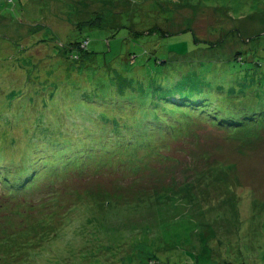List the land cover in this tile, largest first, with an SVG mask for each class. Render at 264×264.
<instances>
[{"label": "rangeland", "instance_id": "obj_1", "mask_svg": "<svg viewBox=\"0 0 264 264\" xmlns=\"http://www.w3.org/2000/svg\"><path fill=\"white\" fill-rule=\"evenodd\" d=\"M263 31L264 0H0L1 171L166 121L153 156L107 153L13 193L0 175V264H264V119L219 128L168 104L264 109Z\"/></svg>", "mask_w": 264, "mask_h": 264}, {"label": "trees", "instance_id": "obj_2", "mask_svg": "<svg viewBox=\"0 0 264 264\" xmlns=\"http://www.w3.org/2000/svg\"><path fill=\"white\" fill-rule=\"evenodd\" d=\"M103 19L104 17H101L100 14H93L91 18L88 20H85L84 23H88L93 26H103ZM264 35V31L262 33H258L257 37H262ZM78 51H81L82 55H86L89 52H87V46L89 44V40L86 38L82 40L81 42H74L73 43ZM71 44V45H73ZM79 55H76V57H73V59H78ZM232 59L234 61H241V52L237 51L234 53ZM252 63L255 66H258L259 64L257 62ZM260 79L264 80V72L259 75ZM170 106H179L178 109L182 110L184 112L192 111V110H200V114L202 113L203 118L205 120L210 119L211 123L213 125L218 126L219 128H234L239 127L243 125L246 121H251L252 117L258 116L259 120L264 119V109H253L252 106H244L245 102L242 106H239L235 103H232L228 106H222L219 107L217 105L212 104L210 101H208L205 98H195V99H189V98H176L172 99L168 102ZM232 108H235L236 112L232 110ZM205 113V114H204ZM244 113L245 117L242 121L239 120V117L241 114ZM254 113H257L255 115ZM254 114V116H252ZM252 116V117H251ZM257 118V117H256ZM163 120V119H162ZM160 120L155 121H146L140 120L138 118H132L130 119L126 124L125 127L122 128V131L114 133L113 131H110L108 133H101V134H93L92 136L96 138H102L99 141H94L93 137L87 140V143L85 144H79L76 147H70L61 145V143H57L53 146V150H45L43 151V156L41 154V157H38L37 159L32 160L31 158L23 159L22 168H18L16 172H10L11 170L6 166L5 171H1V168L3 167L1 164V157L4 155V151H9L8 148L6 149H0V175L2 177L1 184L11 187L10 189L13 192L21 191L22 189L29 190L31 187L35 184V182L42 177L43 173H47V175H57V173L64 174L65 170L74 171V169L79 170L78 167L81 165H84L83 163L95 158L98 156L99 160L100 158L109 153L110 156L113 158H117L118 160H122V157H132L133 159H136L137 152L142 149L145 152V156L149 155H155L156 151L155 144H153L154 136H152V133L154 132L158 136L160 135V129L162 127H165V122L159 123ZM209 121V120H208ZM229 121H233L234 123H239L238 125H232L227 126L226 124H229ZM150 127V128H149ZM163 132V131H162ZM53 135V134H50ZM180 133L175 134L173 137L180 136ZM116 136H119L122 138L120 141L116 140ZM92 139V140H91ZM113 139V143L106 144L108 140ZM165 139V138H164ZM162 139V140H164ZM120 142L119 145L117 143ZM100 145L105 146L106 150H103L100 148ZM121 146V147H120ZM44 148V147H43ZM26 149H28V146H26ZM42 149V148H41ZM44 150V149H42ZM17 152V146H11L10 148V154H14ZM114 154L117 156L115 157ZM115 159H112L111 162H113ZM133 162V160H130ZM123 162V160H122ZM41 165V166H40ZM20 166V165H19ZM18 167V166H17ZM134 170V169H132ZM58 174V175H61ZM11 185V186H10ZM13 187V188H12ZM185 190V188H184ZM170 191V190H169ZM175 192V191H174ZM149 192L145 191L144 194H148ZM199 194V193H198ZM153 196V201L158 202V198H156V194ZM189 198L191 200H195L197 198H200L196 195H190ZM202 199V198H200ZM197 204L200 203V200H196ZM85 203V202H84ZM94 207L91 206V209ZM72 213V212H71ZM51 217V216H50ZM69 217V216H68ZM67 217V218H68ZM52 219V218H51ZM73 219V217H72ZM41 221H31L30 223H26V226L28 229H32L33 232L30 234L33 236L32 240L35 243V237L37 235L38 228L40 226ZM49 232V230L47 229ZM0 235L7 234L5 231H1ZM11 235L12 238H19L20 236L24 235L26 237L27 232H23L21 234V231H16L14 234L8 233ZM35 239V240H34ZM25 242L21 243L23 246ZM22 258V254L17 255V253H13L12 256H9L6 261H10L13 264V259L20 260Z\"/></svg>", "mask_w": 264, "mask_h": 264}]
</instances>
